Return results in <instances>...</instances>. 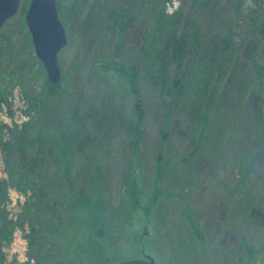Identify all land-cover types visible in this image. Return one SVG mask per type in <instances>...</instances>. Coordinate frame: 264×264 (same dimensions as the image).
I'll return each mask as SVG.
<instances>
[{"label": "rangeland", "instance_id": "rangeland-1", "mask_svg": "<svg viewBox=\"0 0 264 264\" xmlns=\"http://www.w3.org/2000/svg\"><path fill=\"white\" fill-rule=\"evenodd\" d=\"M28 3L0 28V264H264V29L249 25L264 0H56L67 44L54 85L34 54ZM224 36L235 45L218 68ZM173 38L174 58L164 54ZM113 62L139 67L140 124ZM203 114L198 156L187 161ZM49 131L70 143L63 155L80 158L71 174L74 198L89 199L81 227ZM158 155L165 189L181 195L159 196ZM74 237L85 245L69 251Z\"/></svg>", "mask_w": 264, "mask_h": 264}, {"label": "trees", "instance_id": "trees-1", "mask_svg": "<svg viewBox=\"0 0 264 264\" xmlns=\"http://www.w3.org/2000/svg\"><path fill=\"white\" fill-rule=\"evenodd\" d=\"M258 15V16H257ZM127 20L124 19V16L121 15L119 16L118 20H116V27H118L119 29H122L123 26L127 23L126 22ZM158 21V20H157ZM250 27L254 28V29H264V12L261 14H254L252 17H251V21L249 23ZM232 39L229 37V36H224L223 38L220 39L219 43H218V46H217V66L218 68H220L221 66H225L226 63H227V54H228V51H231V49H233V46L235 45V43H231ZM249 44H250V47L251 49H255L257 48L258 44L261 45V42H262V39L260 37V35H256L253 39H250L249 40ZM229 44H232L229 45ZM229 46V47H228ZM181 47V42L180 40L176 39V38H173L172 40H168V44H166V47H165V50H164V54H167V56H173L174 57H178L177 56V53H178V48ZM181 51V50H180ZM256 52V51H255ZM144 54L145 52L142 54V58H144ZM255 53H254V56H249L248 59H247V64L248 66L251 67L254 75L258 78V76L260 75L259 74V71H260V66L259 64H256L255 62ZM180 60V57L178 58ZM161 62H165L166 61L161 58L160 61H159V64ZM165 66V64H164ZM112 69L115 70L116 72V80H118L119 84H124L126 85L127 89L129 90V92L132 94V97L134 98V115H135V121L137 124H140L144 118V108L142 106V101L138 95V73H139V67L137 65V63H133L131 65H123L121 64L120 62H113L112 64ZM249 67V69H250ZM159 68H161L159 66ZM114 77V76H113ZM112 79V77H110ZM179 83V84H178ZM53 84V83H51ZM172 84H174V86H176V90L180 89V87H184L187 84L186 81L183 80L182 83L179 82V80H172ZM54 85V84H53ZM170 91H168V89L166 88V94H165V97L167 95H170ZM260 99L259 97V94L258 95H254V102H258ZM175 100V99H174ZM174 100L172 101V103L174 104ZM254 103V104H255ZM255 112L256 114L258 115V118H259V126H262V121L260 119V116H261V112H260V106L258 104H255ZM168 115L166 114L165 117H163V122H162V127H161V131H164L163 127H166L167 126V123H168V119L166 118ZM103 121V120H102ZM101 121V122H102ZM206 125H207V115L206 114H203L202 116V120L200 119L198 122H197V129L195 127V129L192 130V142H193V147L190 151V153L188 154V158L186 157L187 161H193L197 156H198V153H199V148L201 146V141H202V135L204 133V129L206 128ZM163 128V129H162ZM135 130H137V128H135ZM163 137L165 136V133L163 132ZM262 135H263V139H264V129H262ZM45 140L48 142V144L53 147L55 150H56V154L57 156L59 157H62V160L64 158H66V161H60L61 165H60V168L63 172V177L65 178V180H69V185L66 186V185H62L61 187L63 189L67 188V192L69 193V196L72 198L73 200V211H74V220L77 219V221L80 222V225L79 227H81V224L84 219L83 215L85 213H87L86 211L88 210V205H89V199H84L83 201L81 200H78L76 197V199L74 198L75 194H76V187H77V184H76V179L74 178V176L71 174V171L72 169L74 168V161H72V156H74V154H72V152H69L70 151V148H71V145L70 143L66 144L65 145L60 141V139H58V137L56 136V134L52 131V132H48L46 135H45ZM79 141H80V138H79ZM78 139H77V142H79ZM83 143V141H81ZM74 145V144H73ZM65 147H69V151H67L68 154H64L63 155V152L65 151ZM99 149L98 150H101L102 147H98ZM64 150V151H63ZM68 156H70L68 158ZM82 156V155H81ZM76 160H80V158H76ZM61 160V159H60ZM85 160H87V157H86V153H85ZM92 163L89 165V168H93L95 170H99V168L97 167V164H100L101 163V159L99 160H96V159H93V160H90ZM63 166V167H62ZM164 168L165 167V163H164V160H163V157L161 155H158L156 157V163H155V167H154V170H153V179L154 181H159L160 182V186H161V190L162 192L159 193V196L161 194L164 195L166 193L167 194H175V195H181L179 192H171L169 193L165 187H164V182H163V177H164ZM90 170V169H89ZM69 172V178H67V173ZM166 190V191H164ZM164 191V192H163ZM251 216L252 217H260L262 216V212L261 210L259 209H254V210H251L250 212ZM189 225L192 226V222L190 221L189 222ZM193 228V226H192ZM193 232L196 233V235L198 237H200V233L198 232V230L195 228L193 229ZM8 236V234H7ZM79 246V248H83V246L85 245V239H84V242L80 239H78L77 237H74L72 241L69 242V251L71 250H76L77 249V246ZM183 250V249H182ZM54 261V260H53ZM62 262V261H61ZM55 264H61V263H57V262H54ZM77 263V261H76Z\"/></svg>", "mask_w": 264, "mask_h": 264}, {"label": "water", "instance_id": "water-1", "mask_svg": "<svg viewBox=\"0 0 264 264\" xmlns=\"http://www.w3.org/2000/svg\"><path fill=\"white\" fill-rule=\"evenodd\" d=\"M19 2L0 0V28L16 14ZM24 22L34 54L42 63L47 80L56 84L60 79L57 55L67 44L65 29L57 14L56 0H29ZM115 264H153V260H126Z\"/></svg>", "mask_w": 264, "mask_h": 264}]
</instances>
